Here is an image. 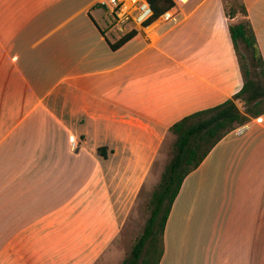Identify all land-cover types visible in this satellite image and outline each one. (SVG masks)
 <instances>
[{"label":"crops","instance_id":"0c3cea01","mask_svg":"<svg viewBox=\"0 0 264 264\" xmlns=\"http://www.w3.org/2000/svg\"><path fill=\"white\" fill-rule=\"evenodd\" d=\"M99 1L0 0V264H98L169 129L243 86L222 0H172L116 50ZM243 3L264 64V0ZM163 247L159 264H264V115L184 178Z\"/></svg>","mask_w":264,"mask_h":264},{"label":"trees","instance_id":"16d2710c","mask_svg":"<svg viewBox=\"0 0 264 264\" xmlns=\"http://www.w3.org/2000/svg\"><path fill=\"white\" fill-rule=\"evenodd\" d=\"M147 1L153 15L143 27L149 26L174 6L172 0ZM239 1V13L242 20L235 25L230 23L229 32L242 75L243 86L231 99L216 107L193 113L169 129L166 138L170 135L174 137L170 146L171 160L161 175L158 189L152 195L150 216L144 232L123 264L160 263L164 250V226L184 178L203 162L227 134L264 115V84L261 83L264 80V64L243 0ZM223 5L227 19H233L234 12L227 10L226 3L223 2ZM135 34L136 31L133 30L123 35L110 45L111 49H118ZM240 43L250 54V62L255 70L256 79L251 78L250 71L241 61L238 51ZM237 102L243 104V111L237 107Z\"/></svg>","mask_w":264,"mask_h":264},{"label":"rangeland","instance_id":"374dc122","mask_svg":"<svg viewBox=\"0 0 264 264\" xmlns=\"http://www.w3.org/2000/svg\"><path fill=\"white\" fill-rule=\"evenodd\" d=\"M224 3L227 4V10H232L235 14L233 19H230V23L235 25L242 20V16L239 13L240 11V1L239 0H222ZM95 19L103 26L108 27L109 25V17L105 10L100 7L99 10L93 13ZM104 16V17H102ZM131 24H127L125 27H129ZM111 32H108V36L110 38L115 36V31L112 28ZM239 55L241 56V61L244 64L245 68L250 71L251 78L256 79L254 76V68L250 62V54L246 51L243 45L239 44ZM259 80V79H258ZM260 81V80H259ZM264 84V80L261 81ZM237 107L243 111L244 107L241 102H237ZM174 141L173 136H169L165 138V141L162 144V147L157 154V157L153 163L150 172L149 182L147 183L145 189L140 194L137 204L135 205L131 216L125 228L117 241L109 248L107 254L101 259L98 264H123V261L126 260L131 251L138 241V239L142 236L144 232L145 225L147 220L150 216V209H151V200L153 193L158 189L160 184L161 175L171 160L170 154V146Z\"/></svg>","mask_w":264,"mask_h":264},{"label":"built area","instance_id":"2783aa9c","mask_svg":"<svg viewBox=\"0 0 264 264\" xmlns=\"http://www.w3.org/2000/svg\"><path fill=\"white\" fill-rule=\"evenodd\" d=\"M99 5L109 17L108 28H112L120 36L137 28H142L153 15V11L147 0H101L99 1ZM172 17V10H168L159 19L169 21ZM127 24L131 25L126 28ZM70 141L74 149L76 142L73 139Z\"/></svg>","mask_w":264,"mask_h":264}]
</instances>
